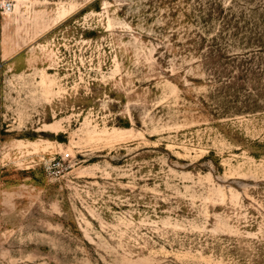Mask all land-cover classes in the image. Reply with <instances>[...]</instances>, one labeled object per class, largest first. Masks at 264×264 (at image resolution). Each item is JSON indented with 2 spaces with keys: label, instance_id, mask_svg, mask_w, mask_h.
I'll return each mask as SVG.
<instances>
[{
  "label": "rangeland",
  "instance_id": "obj_1",
  "mask_svg": "<svg viewBox=\"0 0 264 264\" xmlns=\"http://www.w3.org/2000/svg\"><path fill=\"white\" fill-rule=\"evenodd\" d=\"M0 264H264V0H0Z\"/></svg>",
  "mask_w": 264,
  "mask_h": 264
},
{
  "label": "built area",
  "instance_id": "obj_2",
  "mask_svg": "<svg viewBox=\"0 0 264 264\" xmlns=\"http://www.w3.org/2000/svg\"><path fill=\"white\" fill-rule=\"evenodd\" d=\"M5 10H9L10 9V4L6 3L4 5ZM69 157V153L65 152L62 154H58V156H54L51 158L50 162L48 163V165H44V169L46 172H52L53 169H55L56 172L60 171L63 166H64V162L66 160H68Z\"/></svg>",
  "mask_w": 264,
  "mask_h": 264
}]
</instances>
